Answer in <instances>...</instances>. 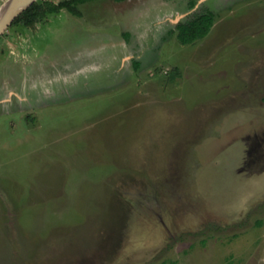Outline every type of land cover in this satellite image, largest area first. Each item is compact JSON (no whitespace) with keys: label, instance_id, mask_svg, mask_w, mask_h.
<instances>
[{"label":"rangeland","instance_id":"1","mask_svg":"<svg viewBox=\"0 0 264 264\" xmlns=\"http://www.w3.org/2000/svg\"><path fill=\"white\" fill-rule=\"evenodd\" d=\"M79 8L0 35V264H264V0Z\"/></svg>","mask_w":264,"mask_h":264},{"label":"trees","instance_id":"2","mask_svg":"<svg viewBox=\"0 0 264 264\" xmlns=\"http://www.w3.org/2000/svg\"><path fill=\"white\" fill-rule=\"evenodd\" d=\"M89 0H37L24 12H22L12 23L36 26L39 21L49 13L59 12L67 9L79 15L81 10L79 4ZM215 13L212 11L197 13L194 16L179 22L176 26L178 38L185 44L194 43L200 38L205 37L215 23Z\"/></svg>","mask_w":264,"mask_h":264},{"label":"water","instance_id":"3","mask_svg":"<svg viewBox=\"0 0 264 264\" xmlns=\"http://www.w3.org/2000/svg\"><path fill=\"white\" fill-rule=\"evenodd\" d=\"M35 1L37 0H7L1 6L8 2H12L13 4L0 18V35L9 28L14 20L27 8H29Z\"/></svg>","mask_w":264,"mask_h":264},{"label":"bare ground","instance_id":"4","mask_svg":"<svg viewBox=\"0 0 264 264\" xmlns=\"http://www.w3.org/2000/svg\"><path fill=\"white\" fill-rule=\"evenodd\" d=\"M12 4H13L12 2H8L3 5V7L0 9V18L7 10H9Z\"/></svg>","mask_w":264,"mask_h":264}]
</instances>
